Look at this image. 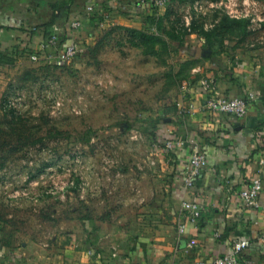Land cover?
I'll return each instance as SVG.
<instances>
[{
    "label": "rangeland",
    "instance_id": "rangeland-1",
    "mask_svg": "<svg viewBox=\"0 0 264 264\" xmlns=\"http://www.w3.org/2000/svg\"><path fill=\"white\" fill-rule=\"evenodd\" d=\"M168 5L150 8L131 29L102 25L93 10L85 51L63 69L33 59L38 51L26 44L10 42V53L0 55V218L15 226L18 241L49 244L70 231L94 235L107 222L124 229L146 222L169 184L163 156H174L165 153L158 124L198 64L190 60L197 44L202 63L226 48L264 47V26L248 28L247 38L218 30L208 42L203 33L217 30L223 6ZM132 29L161 40L155 55ZM11 108L20 126L11 123Z\"/></svg>",
    "mask_w": 264,
    "mask_h": 264
},
{
    "label": "crops",
    "instance_id": "crops-1",
    "mask_svg": "<svg viewBox=\"0 0 264 264\" xmlns=\"http://www.w3.org/2000/svg\"><path fill=\"white\" fill-rule=\"evenodd\" d=\"M214 3L168 0L167 4L175 11L182 7L203 11ZM90 6L95 17L102 16V25L127 28L148 17L150 9L139 0H0V53H10L6 48L10 42L37 51L42 27L49 22H54L53 33L67 41L64 34L70 22L82 19L78 35L80 40H88ZM197 45L190 60L198 64L186 79L192 81L191 90L185 94L180 84L172 106L169 103L164 110L160 131L167 138H184L188 147L173 151L174 156L168 159L163 156L169 184L160 208L151 207L154 214L145 215L148 220L136 226L124 229L121 224L107 222L94 235L70 231L52 238L49 244L20 242L15 226L0 221V264H215L244 240L250 246L240 254L238 264H264V183L258 209L247 207L239 198L253 178L261 177L264 182V47L246 52L226 48L215 60L202 63L201 46ZM203 79L213 82L216 97L248 98L254 94L247 117L237 119L205 110L213 94L201 86ZM195 150L205 152L209 162L195 186L184 190L181 161ZM185 200L204 207L196 225L190 224L182 207ZM182 224L186 225L185 234L179 232ZM192 240L197 242L194 247L189 246Z\"/></svg>",
    "mask_w": 264,
    "mask_h": 264
},
{
    "label": "built area",
    "instance_id": "built-area-1",
    "mask_svg": "<svg viewBox=\"0 0 264 264\" xmlns=\"http://www.w3.org/2000/svg\"><path fill=\"white\" fill-rule=\"evenodd\" d=\"M139 3L143 7L162 9L166 7L168 0H139ZM260 4L258 0H221L220 3H218V1L214 3L213 8L217 6L225 7V15L232 19L247 20L249 22V30L255 32L261 30L262 26H264V16L259 15L256 9ZM93 10V6L87 8L90 14ZM186 19L188 22L189 18L187 17ZM82 28V19L70 22L68 31L64 34L67 36V41L65 40L64 42H62V37L57 32H54L48 37L43 35L37 49L38 55H34L33 59L44 60L47 64L53 65L59 69L71 65L86 49L78 35ZM35 29L36 28H34V30ZM200 83L206 92L213 94V96L206 101L204 105L205 110L217 114L230 115L237 119H244L247 117L251 107L250 102L255 99L254 94H250L248 98H220L216 97L214 94L215 86L211 80L203 79ZM191 86V80H185L181 83V88L185 94L191 90ZM186 147H188L187 141L184 138H164L163 149L167 154H171L175 150H184ZM208 162V155L199 150H195L187 159L181 161V169L183 171L182 186L184 190H190L195 186L204 168L208 165ZM263 183L261 177H255L239 193V198L247 207L252 209L259 208V197L263 190ZM74 186V182L65 184V188H72ZM65 188L63 190H65ZM182 207L185 213L189 215L188 220L190 224L196 225L204 210L203 205L195 201L185 200L182 203ZM179 232L185 234V224L180 225ZM195 245H197L196 240H192L189 246L194 247ZM249 246L250 242L245 240L234 244L232 252L217 258L215 264H238L240 254ZM195 264L204 263L196 262Z\"/></svg>",
    "mask_w": 264,
    "mask_h": 264
},
{
    "label": "trees",
    "instance_id": "trees-1",
    "mask_svg": "<svg viewBox=\"0 0 264 264\" xmlns=\"http://www.w3.org/2000/svg\"><path fill=\"white\" fill-rule=\"evenodd\" d=\"M259 1H261V0H259ZM153 10H158V9H153ZM91 18L92 17H90V19ZM53 26H54V22H49V23L43 25V27H42V33H43V35L45 37H48L49 35L53 34V31H52V27ZM248 26H249V22L247 20H244V19H232L229 16L225 15V16H223L221 18V21H220V24H219V27L217 28V30H215L214 32H209V33L204 32L203 35L205 36V38L207 39L208 42L211 41V38H212L213 34L216 31H218V30H220L223 33L222 34V37H226L228 35L229 36H239L240 35V36H242L244 38H247L249 36ZM193 29L195 30L194 27H193ZM132 30H134L135 34L137 35V38L141 40L142 44L148 46V52H149V54L155 55L156 54L155 45L158 44V42H161V40L160 39H156L155 37H153V39H152L148 35L144 34V32H141V31H138V30H135V29H132ZM64 41H65L64 40V37H62V42H64ZM146 53H147V50H146ZM0 55H2V54L0 53ZM4 101H5V103H4L3 108H5L7 110L8 109V105H6L7 99L4 100ZM16 114L17 113L15 112L14 109L12 110V108L8 112V116L9 115L10 116H13V118L11 120V123L14 124L17 127V126H20L19 122H23V121H22V119H19V117H16ZM158 125L160 126V128L158 129L157 136H163L164 135L163 132L160 131L163 124L160 123ZM155 127H157V126H155ZM41 142L42 141L34 142V143H32V145H33V147L34 146L36 147ZM13 148L15 150L17 147H13ZM1 161H2V159L0 158V162ZM0 167L2 168L3 165H1ZM44 171L45 170H43V172ZM0 219L2 220V218H0ZM1 222L2 223H4V222L6 223L7 221L2 220Z\"/></svg>",
    "mask_w": 264,
    "mask_h": 264
}]
</instances>
